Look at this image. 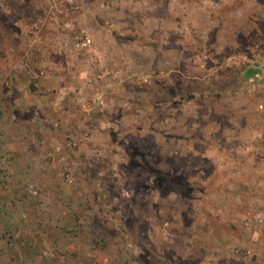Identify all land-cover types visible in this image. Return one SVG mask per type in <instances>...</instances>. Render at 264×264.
Wrapping results in <instances>:
<instances>
[{"label":"rangeland","instance_id":"374dc122","mask_svg":"<svg viewBox=\"0 0 264 264\" xmlns=\"http://www.w3.org/2000/svg\"><path fill=\"white\" fill-rule=\"evenodd\" d=\"M124 1L0 0V264H264V0Z\"/></svg>","mask_w":264,"mask_h":264},{"label":"built area","instance_id":"2783aa9c","mask_svg":"<svg viewBox=\"0 0 264 264\" xmlns=\"http://www.w3.org/2000/svg\"><path fill=\"white\" fill-rule=\"evenodd\" d=\"M92 44V39L90 36L86 35L83 37H78L76 36V40L74 42V48L77 50H86L87 48H89V46ZM260 223L263 222V219L260 218L258 220Z\"/></svg>","mask_w":264,"mask_h":264},{"label":"crops","instance_id":"0c3cea01","mask_svg":"<svg viewBox=\"0 0 264 264\" xmlns=\"http://www.w3.org/2000/svg\"><path fill=\"white\" fill-rule=\"evenodd\" d=\"M127 1H128V0L124 1V3H126ZM132 1L135 2L134 4H137V1H135V0H131V2H132ZM140 3H141V0H140ZM125 10H126V8H125ZM125 12H126V11H125ZM126 14H127V13H126ZM124 25H125V24H124ZM124 25H123V24L120 25V29L123 30V31L126 30L125 28L122 29V28L124 27ZM123 31L121 32L122 34H121V33L119 34L120 37L117 36V34H116L117 44H118L119 46H121V37H123V36H121V35H123ZM117 37H118L119 39H118ZM109 44L113 45V42H110ZM123 44H124V43H123ZM126 72H127V71H126ZM132 72H133V71H131V72H129V73H132ZM134 72H135V71H134ZM48 105H49V104H48ZM48 105L45 104L44 107L47 109ZM54 105H57V104L54 103ZM58 122H59V121H58Z\"/></svg>","mask_w":264,"mask_h":264}]
</instances>
